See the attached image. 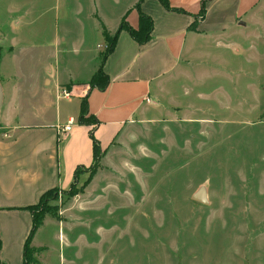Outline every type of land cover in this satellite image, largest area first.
Wrapping results in <instances>:
<instances>
[{
  "label": "rangeland",
  "instance_id": "374dc122",
  "mask_svg": "<svg viewBox=\"0 0 264 264\" xmlns=\"http://www.w3.org/2000/svg\"><path fill=\"white\" fill-rule=\"evenodd\" d=\"M82 1L1 0L6 10L30 3L39 16L14 33L36 39V54L11 55L9 65L37 79L48 62L60 77L87 76L99 40L93 3ZM241 20L223 34L192 35V54L163 81L167 92L142 102L145 112L122 125L101 163L55 188L43 219L54 223L36 236L46 246L32 248L30 264H264V0ZM57 35L66 51L44 55L40 46ZM70 100L58 102L63 119L76 116L79 100ZM94 175L112 180L94 186ZM199 188L206 204L191 199Z\"/></svg>",
  "mask_w": 264,
  "mask_h": 264
},
{
  "label": "crops",
  "instance_id": "0c3cea01",
  "mask_svg": "<svg viewBox=\"0 0 264 264\" xmlns=\"http://www.w3.org/2000/svg\"><path fill=\"white\" fill-rule=\"evenodd\" d=\"M32 1L35 3V0H29ZM91 1L94 11L88 10V15L95 19L92 33L99 41L94 43V51H90L95 60L88 75L79 77L71 70L60 77L57 69L48 62L39 71L35 68L37 79L30 73L22 75L21 65L15 67V63L11 67L7 62L11 55L36 54V39H31L28 33V38L21 42L14 35L23 33L19 31L22 24L29 27L35 23L39 17L36 9L30 3L23 9L8 10L2 4L1 9L0 0V38L7 48L1 53L0 61L3 89L0 108V264L23 263V244L32 224L29 206L36 204L48 189L67 188L73 181L75 169L92 162L89 131L93 128L94 136L105 152L120 134V129L126 123L133 124L135 114L141 116L145 112L141 106L144 100L156 104L150 99L151 94L154 98L161 90L167 92L163 81L167 77L174 78L171 75L177 72L180 61L192 54V35H218L244 25L242 17L260 0H208L202 18L198 15L202 0H168L172 8L180 11L167 10L158 0H142L140 10L153 22L150 39L138 44L127 31L118 32L114 47L102 64V70L109 78L108 85L102 90L90 88L88 82L98 69L102 46L107 43L103 30L116 32L122 19L137 27L135 4L138 0ZM61 41L63 43L64 39L57 35L54 45L40 48H45L46 56L54 50L66 51ZM60 88H65L70 96H58ZM84 95H87L88 114L96 119L93 127L78 122L79 103ZM62 98L66 103H71V98L79 100L75 118L68 114L63 119L58 103ZM53 105L55 110L51 112ZM70 118L74 122L71 130L60 132L58 128ZM143 120L137 117L135 122ZM111 180L110 176L94 175L91 183L98 186ZM91 207L77 210L85 211ZM47 221L52 220L45 219L35 232L32 248L46 246L43 242L36 243L35 238Z\"/></svg>",
  "mask_w": 264,
  "mask_h": 264
},
{
  "label": "trees",
  "instance_id": "16d2710c",
  "mask_svg": "<svg viewBox=\"0 0 264 264\" xmlns=\"http://www.w3.org/2000/svg\"><path fill=\"white\" fill-rule=\"evenodd\" d=\"M142 0H138L135 4V8L138 12V23H137V27H132L130 26L125 19H122L120 21V24L116 30V32H114L111 37L108 36L105 32V30H103L104 32V36L105 39L107 41L104 53L102 54L101 57V61L100 64L98 66V69L94 72V74L91 76L88 85L90 88H98V89H105L106 86L109 83V78L106 74H104L103 70H102V64L104 62V60L106 59V57L108 56V54L112 51L118 32L120 30H125L128 32V34L130 35V37L136 41L138 44H144L146 43L149 39H150V35L152 32V27H153V22L152 19L149 15L143 13L140 10V2ZM160 2V4L167 10H177L180 11V9L177 8H172L168 2V0H158ZM208 0H202L200 3V10L198 12V15L200 18H202L205 14L206 11V2ZM182 11V10H181ZM1 56V54H0ZM68 89L70 87H67ZM78 122L80 124H91V123H96V119L88 114V107H87V95H84L81 99H80V103H79V115H78ZM89 136L90 139L92 141V163H95V166L98 165V163L100 162V159L104 153V150L101 149V146L99 144V141L95 138L94 136V132H93V128L89 131ZM79 168L81 167H77L74 171V176H73V181L71 182L70 185H72L74 183V181L77 180V172L79 171ZM89 180L86 181V183H88ZM69 185V186H70ZM84 186V185H83ZM55 191V188L52 189H48L45 192H43L38 200V202L34 205L29 206V209L31 211V228L30 231L24 241L23 244V253H22V257H23V263L22 264H30V258L31 255L33 253V249L31 247V241L32 238L35 234V232L37 231V229L40 227V225L43 222V219L45 217V214L50 213L51 212V208L46 206L47 204V199L49 198L50 194L53 193Z\"/></svg>",
  "mask_w": 264,
  "mask_h": 264
},
{
  "label": "water",
  "instance_id": "95a60500",
  "mask_svg": "<svg viewBox=\"0 0 264 264\" xmlns=\"http://www.w3.org/2000/svg\"><path fill=\"white\" fill-rule=\"evenodd\" d=\"M2 101H3V89L0 82V108L2 105ZM191 199L203 204H206L208 202L207 194L204 188H199L196 192H194L193 195L191 196Z\"/></svg>",
  "mask_w": 264,
  "mask_h": 264
},
{
  "label": "built area",
  "instance_id": "2783aa9c",
  "mask_svg": "<svg viewBox=\"0 0 264 264\" xmlns=\"http://www.w3.org/2000/svg\"><path fill=\"white\" fill-rule=\"evenodd\" d=\"M57 95L61 97L70 96L69 92L65 88L58 89ZM73 123V120L70 118L65 125L60 126L58 129L60 132H69L72 128Z\"/></svg>",
  "mask_w": 264,
  "mask_h": 264
}]
</instances>
